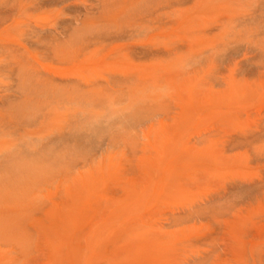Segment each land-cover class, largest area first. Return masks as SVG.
I'll list each match as a JSON object with an SVG mask.
<instances>
[{"label": "rangeland", "instance_id": "374dc122", "mask_svg": "<svg viewBox=\"0 0 264 264\" xmlns=\"http://www.w3.org/2000/svg\"><path fill=\"white\" fill-rule=\"evenodd\" d=\"M108 187L121 193L105 191L115 202L84 232L137 226L143 249L157 237L151 252L180 263L208 234H264V0H0V200L22 220L11 234H33L41 253L74 220L61 197L78 220Z\"/></svg>", "mask_w": 264, "mask_h": 264}, {"label": "bare ground", "instance_id": "6f19581e", "mask_svg": "<svg viewBox=\"0 0 264 264\" xmlns=\"http://www.w3.org/2000/svg\"><path fill=\"white\" fill-rule=\"evenodd\" d=\"M163 50H164V48H163ZM166 50L170 51L168 49H166ZM166 50H164L163 52L161 51L162 55H165L167 53ZM155 51L156 50H154V53H155ZM144 53H146V52H144ZM158 53H159V51H158ZM168 53H170V52H168ZM148 73H147V75L149 76L150 73L149 74ZM153 74H155V73H153ZM139 75H143V77H144V75H146V73L144 72V74H143V72H142ZM135 76H137V75H135ZM140 77H142V76H140ZM129 78H131V77L129 76ZM129 78L128 77H125V78L123 77V78H120L119 80H114V81L121 83L123 79H126V82L129 83V81H128ZM132 78H133V76H132ZM137 78H139V77H137ZM77 80H78V78H77ZM84 80L85 79H83V81ZM130 82H131V80H130ZM92 83H94V82H92ZM112 83H114V82H112ZM141 83H143V82H141ZM75 84L77 85L76 82H75ZM106 85H107V87L109 86L108 83ZM133 85H134V83H133ZM121 86L122 85L120 84V87ZM139 86L141 88V85H139ZM157 86H159V85H157ZM77 88H78L77 90H79V92L82 90L83 93H84V88L80 89L79 86ZM137 88H139V87H137ZM142 88H143V86H142ZM90 89H91V87H90ZM134 90L137 91L136 88H134ZM103 96H101V97H103ZM109 96L107 97L108 99H109ZM128 96H130V95H128ZM148 96H150V95H148ZM156 96H157V94L155 95V98H156ZM152 98L154 99V97H152ZM152 98H150V99L152 100ZM116 100H118V99H116ZM110 101H112V100L110 99ZM118 103L119 102H117V104ZM89 104H90V102H89ZM156 105H158V104H156ZM153 106H154V104H153ZM153 106H151V107L153 108ZM100 107L101 106H99V108ZM114 109H116V107ZM168 109H170V108H168ZM128 110H129V108H128ZM111 111H112V109H111ZM111 111H110V113H111ZM173 111H174V109H173ZM92 112H93V110H92ZM122 112H124V111H122ZM127 112H129V111H127ZM112 113H114V112L112 111ZM132 113H133V110H132ZM129 114L131 115L130 112H129ZM82 115H83V113H82ZM126 115L128 116V114H126ZM120 116H121V114H120ZM65 177L67 178V176H65ZM71 180L72 179H70L69 182H71ZM119 180L120 179H118V181ZM126 187H127V190H128L129 186L126 185ZM65 188H67V186ZM116 188H114V189H112L110 187L105 188L104 189L105 196L103 194H100L96 198L92 199L90 202H88V200L85 201V202H82L83 206L84 207L86 206L87 208L85 207V209L82 211L81 217L78 220H75L74 216L72 215L73 207L71 206V204H72L71 203V199L66 197L65 200H64L61 197V199H62V200H60L61 211L66 213V215H67L69 220L70 219H74L75 221L72 220V221L68 222V226L64 227L61 232L56 231V234L53 235V237H54L53 241L47 242L46 244H45V242L43 244L41 243V245H40V246H42L41 253L38 252L36 249H34L32 247V245L29 244V242H28V240L33 238V234H27V235L26 234H11V233H13L14 230H16V228L18 226H20V221H22V220L20 218H13V217L11 219L5 218V217L8 216L7 212L3 210V206L5 205L4 204L5 199L3 201L0 200V210L4 212V214H3L4 217L3 218H5L4 220H2L3 226L1 227V230L3 232H2V234H0V241H1L0 252H1V250L3 248H7L10 245L13 246V249L16 248L19 251L18 256L15 257V258H13L11 256H8V254L1 255V253H0V256H1L0 257V264H225L226 260H233V262L230 263V264H264V241L263 242L261 241V242L257 243V247H255V249H250L249 248V246L252 243L251 242V238L254 237V239L255 238L259 239V238H262L264 234H240V233L239 234H208V236L202 237V238L205 239V243H207L208 248L206 247V248H204L202 250H199V251H191V252H189L188 254L185 255L184 260L180 263V261L178 262L176 260V258L172 259L171 254L166 253L167 251L163 252V251L160 250L161 252L160 251L159 252H151V251H153L152 245H153L155 239H157V237H156L157 235L155 236L156 238H153V239H152V237L154 236V234L151 236V239L154 240L152 242L151 246H150L151 250L149 249V251H146V249H143V246L146 245L147 241L141 247V239L142 238L140 239L138 237H139V233H140V236H141V233L143 232V230L140 229L142 231V232H140V230L137 228V226H135L136 227L135 230L133 229V231H132L133 233L129 234L130 236H128V234H127L128 231L127 230H126L127 231V233H126L127 235L126 234L124 235V234H113L112 233L107 239H106V234H99V232H101V231H99L97 233V232H94V230L91 229V231H93V233L92 234H89V233L87 234V231L89 230L88 229V230H86V233H85L84 230L87 227H90L91 224H92V220H94V217H93V219H91L92 215L96 216L98 214V212H100V210H102L101 208H103V207H105V210H106L107 207H108V204H109L108 200H112V202H113L114 200L110 199V198H112V196L114 198H116L114 195L116 194V196H117V194L119 195L121 193L118 190H115ZM258 189H260V187H258ZM262 189H264V187H262ZM106 190H108L110 194H113V195L108 194V196H110L109 199H108L107 193L105 192ZM122 190H123V187H122ZM124 190H126V188ZM129 191H133L132 190V186H131V190H129ZM147 192L148 191H146V193ZM139 193H136V194H139ZM101 195L104 196V197H102ZM133 195H135V194H133ZM61 196H63V195L61 194ZM105 197H107V199H105ZM58 199H60V198H58ZM106 200L108 202H106ZM133 200H135V198ZM116 202L119 203L118 201H116ZM123 203H125V202L123 201ZM110 204H112V203L110 202ZM248 204H247V201L245 203H243V204H241V201L238 202V204L235 203L234 206H233V210L234 209L235 210L232 213V217H234V219L238 218V220H239L240 216L249 208ZM112 206L115 207V205H112ZM120 206L124 207L125 205H123V204L121 205V203H120ZM31 209H33V208H31ZM109 209H111V206H110ZM120 209H123V208H120ZM203 210H201V209H199L198 211L195 210V213L202 215V212H204ZM111 211H112V209L110 210V212ZM118 211H119V209H118ZM110 212H108V213H110ZM103 213H104V211H103ZM116 213H117V211H116ZM100 215H101V217L100 216L99 217H100V219H102V213ZM114 216L116 217V215H114ZM241 217H243V216H241ZM8 218H10V217H8ZM22 218H23V216H22ZM216 221L218 222L217 224L221 227L220 220L216 219ZM100 222H101V220H100ZM135 222H136V220L134 221V223ZM240 222L242 223L241 220H239V223ZM257 222H258V224H260L262 222L264 223V217L260 218ZM104 223H105V221H104ZM132 223H133V220H132ZM140 223H141V221H140ZM236 223H237V221H236ZM23 224H24V222H23ZM134 225L135 224H133V226ZM136 225H137V223H136ZM142 225H144V224L142 223ZM97 226L100 228L99 224ZM242 226L244 227V225H242ZM116 227L117 226L113 227L112 229H114ZM127 227L130 228L129 226H127ZM95 228H96V225H95ZM240 228H239L238 231H242V229H240ZM248 228L247 229L243 228V233H245V232L247 233ZM124 229L125 228H122V230H124ZM137 229L139 230V233L137 235H135L137 233L136 232ZM104 230H105V228H104ZM146 230L147 229H145L144 232H146ZM110 233L111 232H109L108 234H110ZM118 233H120V232H118ZM148 233L149 232H147L146 235ZM123 235H124L125 239H126V237L128 238V241L127 240L125 241L123 239V242L124 241L126 242V244L124 242V245H123L125 247L124 251L122 249L123 246L121 245V243H120L121 246L118 245L119 244V240L123 237ZM38 237H39V240L41 241L42 238H40V234L38 235ZM145 239L146 238H144L143 240L145 241ZM151 239L149 240L150 243L152 241ZM158 242H159V240H158ZM160 243L161 242H159V244ZM146 248H149V247H146ZM161 248H162V246H161ZM125 249L127 251H125ZM157 249H159V248H157ZM164 249H165V247H164ZM122 252H124V253H122ZM36 253L40 254L39 258H35L34 257ZM3 256H5V257H3Z\"/></svg>", "mask_w": 264, "mask_h": 264}]
</instances>
